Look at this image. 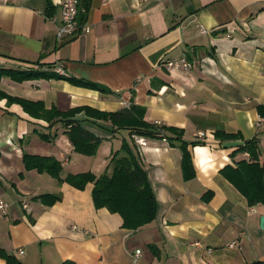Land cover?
Masks as SVG:
<instances>
[{"label": "crops", "instance_id": "obj_1", "mask_svg": "<svg viewBox=\"0 0 264 264\" xmlns=\"http://www.w3.org/2000/svg\"><path fill=\"white\" fill-rule=\"evenodd\" d=\"M81 1L88 7L79 21L89 30L58 39L60 0H0V68H61L109 91L58 77L8 76L0 78V90L60 111L143 106L147 122L183 130L194 175L184 178L182 150L167 137L143 135L146 144H137L130 128L81 110L74 118L101 138L96 153L85 155L73 149L62 119L34 117L0 96V198L9 202L0 215V248L23 264H264V204H249L222 174L248 154L224 148L215 136L256 139L264 163V0ZM180 57L192 66L166 67ZM123 140L158 204L156 217L137 229L95 206L93 182L77 188L64 180L69 173L110 171ZM24 153L58 159L62 180L26 168ZM44 194L60 199L49 204ZM0 264H7L1 256Z\"/></svg>", "mask_w": 264, "mask_h": 264}, {"label": "trees", "instance_id": "obj_2", "mask_svg": "<svg viewBox=\"0 0 264 264\" xmlns=\"http://www.w3.org/2000/svg\"><path fill=\"white\" fill-rule=\"evenodd\" d=\"M79 5L87 10L88 2L80 0ZM84 15L85 11L81 13L80 18H83ZM2 76H8L18 81L32 77H58L67 79L77 85L109 91L96 82L60 74L55 68L54 71L50 72L0 68V78ZM0 96L7 97L10 102L20 103L24 110L34 117L48 121H54L57 118L62 119L66 128L64 132L70 140L73 149L85 155H94L96 153L101 138L85 128L78 119L74 118L75 114L81 110H85L91 116L109 120L116 128H130L132 133L135 134L154 138L167 137L171 145L178 146L182 150L184 178L189 179L194 175L191 153L188 149L189 143L182 138L183 130L177 127L147 122L144 120L145 108L143 106L131 103L128 107L116 111H99L90 107H74L66 111H60L55 108H45L41 101H30L13 97L1 90ZM166 132L171 133L172 136H167ZM215 136L220 141L235 137L222 131H216ZM199 142V140H194L190 144ZM237 150L246 152L248 158L237 161L235 166L226 165L222 168V174L246 197L249 204H264V163H260L258 160V142L256 139L245 140V144L237 147ZM23 161L28 169L35 168L40 172L46 171L59 181L62 180L60 177L62 164L53 156L24 153ZM110 168V171H104L99 176H96L91 171L69 173L64 180L77 188H84L88 182H93L92 198L95 206L106 207L110 212L119 213L123 220L122 226L125 228L137 229L152 221L157 214V200L147 172L127 141L123 140L120 148L112 152ZM40 199L51 204L60 199V195L44 194L40 196ZM153 250L157 252L155 246H153ZM0 256L6 260L7 264H23L14 255L1 248ZM59 264L82 263L73 259H65ZM251 264H262V262L255 261Z\"/></svg>", "mask_w": 264, "mask_h": 264}, {"label": "built area", "instance_id": "obj_3", "mask_svg": "<svg viewBox=\"0 0 264 264\" xmlns=\"http://www.w3.org/2000/svg\"><path fill=\"white\" fill-rule=\"evenodd\" d=\"M80 0H60L61 5V23L56 27L55 34L58 39H61L65 36H72L78 30L88 31L89 26L83 22L79 21V14L84 12L85 9L79 5ZM202 32L206 31V28H201ZM165 65L167 68H185L189 69L192 66V62L185 57H180L176 59H168L165 61ZM57 72H61V68H55ZM262 119H258L257 125H261ZM198 137H203L204 132L199 131L196 134ZM135 142L137 144H146V137L140 134H132ZM23 206H26L24 203ZM9 207V202L3 198H0V215H4L7 213ZM22 251V250H20ZM140 250L137 249L135 252V260L139 256Z\"/></svg>", "mask_w": 264, "mask_h": 264}, {"label": "water", "instance_id": "obj_4", "mask_svg": "<svg viewBox=\"0 0 264 264\" xmlns=\"http://www.w3.org/2000/svg\"><path fill=\"white\" fill-rule=\"evenodd\" d=\"M244 144H245V141L240 140V139L225 140L222 142V146L224 148L240 147V146H243ZM260 225L261 227H264V215H261L260 217Z\"/></svg>", "mask_w": 264, "mask_h": 264}, {"label": "rangeland", "instance_id": "obj_5", "mask_svg": "<svg viewBox=\"0 0 264 264\" xmlns=\"http://www.w3.org/2000/svg\"><path fill=\"white\" fill-rule=\"evenodd\" d=\"M86 158V157H85Z\"/></svg>", "mask_w": 264, "mask_h": 264}]
</instances>
